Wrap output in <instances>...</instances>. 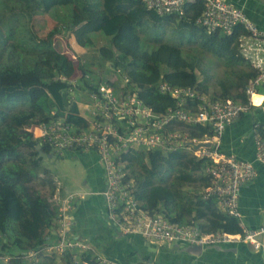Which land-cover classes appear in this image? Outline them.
Returning <instances> with one entry per match:
<instances>
[{"label":"trees","instance_id":"obj_1","mask_svg":"<svg viewBox=\"0 0 264 264\" xmlns=\"http://www.w3.org/2000/svg\"><path fill=\"white\" fill-rule=\"evenodd\" d=\"M11 1L23 10L52 11L56 18V25L31 44L4 45L6 59L0 63V264H42L39 258L47 254L37 253L29 260L25 253L56 238L50 233L56 228V206L49 200L56 185L42 166L35 144L39 143L45 154L53 152L35 136V128L54 119H62L75 131L88 127L77 101L69 96L73 87L70 78H74L77 93L94 91L104 82L119 94L132 93L154 115L162 116L167 108L175 107L176 99L158 90L160 82L189 86L196 95L210 100L244 103V87L256 71L239 51L238 38L246 34L241 24H233L225 32L195 23L203 0L185 1L180 12L166 13H157L141 0ZM169 27L193 44L183 49L180 41H163ZM60 31L71 32L78 45L91 49L90 55L79 54L74 64L53 46L52 37ZM95 32L104 37L102 44L94 43ZM5 40L0 27V45ZM15 45L20 48L16 50ZM204 53L222 64L213 82L206 73ZM93 58L104 70L121 77L123 85L98 80L87 65ZM197 102L198 98L187 97L180 107L194 111ZM163 127L184 132L189 139H201L212 132L209 124L175 118ZM254 133L264 140V123H257ZM113 159L121 166V181L129 182L128 193L147 213L196 224L202 232L240 231L238 219L222 210L214 196L202 195L209 181L207 157L186 147L170 146L129 147L116 151ZM56 254L63 264L97 263L90 250Z\"/></svg>","mask_w":264,"mask_h":264},{"label":"built area","instance_id":"obj_2","mask_svg":"<svg viewBox=\"0 0 264 264\" xmlns=\"http://www.w3.org/2000/svg\"><path fill=\"white\" fill-rule=\"evenodd\" d=\"M141 1L157 13H166L180 12L182 4L189 0ZM203 2V9L196 16L195 23L207 30L220 28L225 32H228L233 24L239 23L246 31V34L238 38V47L242 56L256 71L244 87L247 102L230 99L210 100L205 95H196L189 86H171L163 81L158 84V90L173 96L176 105L174 108H167L162 116H157L132 93L119 94L110 84L100 82L94 91H87L95 109L88 127L75 131L62 119H54L36 126L35 136L46 142L57 156L66 152L87 150L95 154L103 177L100 194L103 198L105 218L122 234H135L152 241L201 246L242 240L258 247L260 243L257 236L264 235V222L254 228L245 226L237 205L240 185L253 178L255 170L251 161L223 151L220 147V137L225 126L249 108L248 97L264 82V30L257 27L239 7L225 0ZM123 80L126 81V78L123 77ZM70 82L75 84L74 80ZM187 97L199 99L194 111L180 107ZM170 118L190 123H206L210 125L212 132L201 139H189L184 132L165 131L163 125ZM181 139L194 143L205 141L208 146L193 149L190 145H176ZM170 146L186 147L195 155L209 159L210 162L205 167L209 181L203 187L202 195L214 196L222 210L236 217L239 232H202L196 224L170 221L160 214L147 213L138 206L137 201L128 193L129 182L121 181V166L113 159V154L129 147ZM254 158L264 165V140L257 135L254 136ZM82 194L73 191L59 195L56 187L49 198L56 206V238L36 250H28L25 253L27 259H34L37 253H61L75 249L90 250L95 256L96 264H121L116 259L95 251L87 239L71 235L70 212L75 199Z\"/></svg>","mask_w":264,"mask_h":264},{"label":"crops","instance_id":"obj_3","mask_svg":"<svg viewBox=\"0 0 264 264\" xmlns=\"http://www.w3.org/2000/svg\"><path fill=\"white\" fill-rule=\"evenodd\" d=\"M225 1L239 7L257 27L264 30V0ZM69 35L72 37L71 46H79L81 48L77 51H85V47L75 42L71 32ZM95 35L100 34L95 32ZM97 37L101 38L102 42L105 41L104 37ZM93 41L95 42L94 39ZM248 101L249 108L223 129L220 147L226 153L252 162L255 174L240 185L237 205L243 224L254 228L264 222V165L254 158V126L264 123V82L256 87ZM66 154L67 152L63 155ZM71 154L84 157L86 166V178L77 187H70L73 179H69L70 186H66L50 169L49 173L57 191L63 190L64 194L73 191L83 193L75 199L70 212V233L74 237L87 239L95 251L124 264H264V235L257 236L260 243L258 247L248 241L238 240L222 244L220 247L205 245L200 251L187 252L184 249L185 244L182 243L152 241L139 235L120 233L105 218L103 198L100 194L103 177L95 154L89 150ZM103 227H106V231H102ZM111 228L115 230L117 237H131L133 243L130 244V252L125 253L121 248L113 249L116 244L126 242L111 236ZM50 233L55 234V229L50 230Z\"/></svg>","mask_w":264,"mask_h":264},{"label":"rangeland","instance_id":"obj_4","mask_svg":"<svg viewBox=\"0 0 264 264\" xmlns=\"http://www.w3.org/2000/svg\"><path fill=\"white\" fill-rule=\"evenodd\" d=\"M56 18L52 11L44 12L38 8L30 7L26 10L21 9L17 5H14L11 0H0V27L2 29V33L5 34L6 40L2 45H0V63L4 62L6 59L7 50L3 48L4 45H7L10 42L13 43H21V44H31L33 39L40 38L45 35V33L53 26L56 25ZM177 31H173L171 27L167 28L165 31V35L163 36V41L176 42L180 41V44L183 49L189 48L193 42L186 41L185 37L178 36ZM94 36L95 42L97 44H102V39ZM71 35L69 32L60 31L55 33L52 37L53 46L66 53L74 64H76L78 55L80 53H85L90 55L91 49L89 47H85L82 51H77L81 47L79 46H71ZM97 38V39H96ZM180 38V39H179ZM94 42V43H95ZM14 48L17 50L20 48L18 45H15ZM76 48V49H75ZM14 49V51H15ZM76 50V51H75ZM203 62H207L208 69L206 73L210 76V81L213 82L215 76L220 75L221 62L220 60H215L214 57L210 56L208 53H204ZM86 62H88L86 60ZM98 80H108L113 81L119 86L123 85V81L121 77H119L113 70H104L102 66H100L96 60L93 58L87 64ZM74 74L78 75V70L75 69ZM71 81L74 78H70ZM75 84L73 87L69 89V96L77 101V105L79 107V112L82 116L88 121H91L93 116V111H95L93 105H91L90 99L87 95V91L84 90L80 93L75 91ZM19 136H17L18 138ZM92 157V156H90ZM82 156L74 155L71 153H67L62 157H58L55 154H50L45 158L41 159V164L43 167H46L48 170L52 172L57 178H59L63 183L65 182L66 186H70L69 179H73L74 182H71V188L77 187L82 180L86 178V166L83 162ZM57 182V181H56ZM55 183V182H54ZM197 182L195 181V183ZM56 185V184H55ZM45 191L47 188L44 189ZM59 195H63V190L57 191ZM107 226L109 225L107 222L105 223ZM106 227H103L102 231H106ZM111 236L118 239H123L126 244H116L113 249L121 248L125 253L131 251L130 244L133 243L131 241V237L128 236H115L116 232L112 228L110 229ZM42 261V264H63L60 256L56 253H50L46 256H40L39 258Z\"/></svg>","mask_w":264,"mask_h":264},{"label":"water","instance_id":"obj_5","mask_svg":"<svg viewBox=\"0 0 264 264\" xmlns=\"http://www.w3.org/2000/svg\"><path fill=\"white\" fill-rule=\"evenodd\" d=\"M190 145L193 149H197L199 146H208V142H205V141H199V142H191V141H188V140H184V139H181L179 142L176 143V145ZM35 148L37 149V155L40 156L41 158H45L46 156H50V154H45L41 148H40V144L39 143H36L35 144ZM211 247H220V245H210ZM202 247L201 245H195V244H188V245H185L184 246V249L187 251V252H197V251H200L202 250Z\"/></svg>","mask_w":264,"mask_h":264}]
</instances>
